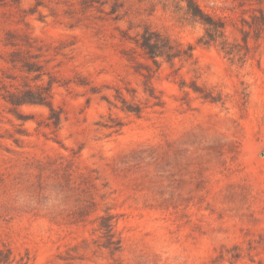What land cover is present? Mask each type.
Here are the masks:
<instances>
[{"label": "rangeland", "instance_id": "374dc122", "mask_svg": "<svg viewBox=\"0 0 264 264\" xmlns=\"http://www.w3.org/2000/svg\"><path fill=\"white\" fill-rule=\"evenodd\" d=\"M198 1L237 21L239 2L249 0ZM177 4L184 5L0 0V87L4 70L20 77L2 59L9 32L59 51L44 58L62 83L53 95L63 111L60 129L46 126L48 106L19 107L23 117L34 115L24 121L0 96V247L10 246L26 264L264 262V39L251 41L244 64L233 63L199 43L203 26ZM146 28L193 44V59L164 61L160 69L153 64L149 83L137 71L144 59L132 49ZM147 83L159 98L146 94ZM195 84L224 102L203 101ZM134 103L143 106L141 115L122 109ZM117 123L124 125L112 126ZM64 162L106 185L97 191L84 182L81 198L95 200L99 213L111 206L120 214L121 251L101 247L95 214L67 223L79 195L64 194ZM235 245L239 259L220 257Z\"/></svg>", "mask_w": 264, "mask_h": 264}, {"label": "trees", "instance_id": "16d2710c", "mask_svg": "<svg viewBox=\"0 0 264 264\" xmlns=\"http://www.w3.org/2000/svg\"><path fill=\"white\" fill-rule=\"evenodd\" d=\"M14 1L20 3L22 0ZM179 3L184 5L179 6L177 4L178 10L183 9L191 21L203 26L204 33L199 38V43L205 46H215L233 63L244 64L252 53L251 41L258 45L264 39V0L239 2L240 12L237 21H232L226 15L208 11L198 0H179ZM117 10L118 5L114 6L111 12ZM230 26H232L231 30ZM15 36L13 32H9L8 37H6L4 45L9 48L8 56L2 57V59L9 69L19 71L20 77L19 75H10L4 70L0 90H5V93H1L0 96L11 105L10 110H13L24 121L28 118H34V115L23 117L24 115L17 111L19 107L24 105L48 106L50 113L45 124L58 130L62 126L64 116L63 111L54 106L53 95L55 86H60L62 83L55 73L45 65L51 59L44 57L57 55L59 51L55 49L53 54L51 45L40 44L28 34L20 36V39ZM132 40L135 43V47L132 48L133 53L144 59V61L138 62L140 67L137 71L145 76L149 83L152 73L156 70L153 64L157 69H160L164 61L173 65L176 59L181 61L193 59V44L185 46L183 43L173 41L167 35L152 28H146L143 32H139ZM143 68H146L148 72L144 73ZM6 79L9 80V83L6 82ZM186 84V81H182L179 86L184 89ZM144 90L150 97L159 98L150 84L147 83ZM193 90L205 102H224L222 95L216 94L212 88L199 87L195 84ZM122 109L138 115L143 113V106L138 103L123 105ZM123 125L124 123H117V125L112 126L121 128ZM41 126L42 122H37V127ZM75 173L71 165L64 162V194L76 192L79 195L77 208L68 214L67 223L79 225L85 223L95 214V218L91 221L96 224L93 230L99 232V236L102 238L101 247L114 254L121 251L123 240L118 230L120 214L114 212L111 206H107L103 213H99L98 204L95 200L81 198V194L87 192L86 188L83 187L84 182L97 191L105 188L106 185L98 187L96 181L99 180V176L88 175L85 172H79L77 175ZM102 196L105 197V193ZM229 252L226 253L222 250L220 257L225 259L228 256V259L234 261L242 255L238 245L233 247L232 253ZM14 263L26 264L27 261L24 256L17 258L13 249L3 243V247H0V264ZM259 264H264V262L260 261Z\"/></svg>", "mask_w": 264, "mask_h": 264}]
</instances>
